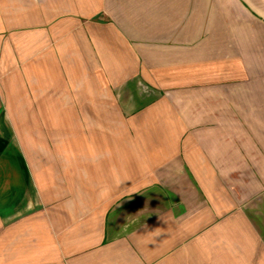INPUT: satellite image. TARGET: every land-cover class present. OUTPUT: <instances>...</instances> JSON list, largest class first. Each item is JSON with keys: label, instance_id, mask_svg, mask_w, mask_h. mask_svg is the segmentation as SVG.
Returning <instances> with one entry per match:
<instances>
[{"label": "crops", "instance_id": "0c3cea01", "mask_svg": "<svg viewBox=\"0 0 264 264\" xmlns=\"http://www.w3.org/2000/svg\"><path fill=\"white\" fill-rule=\"evenodd\" d=\"M2 135L0 264H264V0H0Z\"/></svg>", "mask_w": 264, "mask_h": 264}, {"label": "rangeland", "instance_id": "374dc122", "mask_svg": "<svg viewBox=\"0 0 264 264\" xmlns=\"http://www.w3.org/2000/svg\"><path fill=\"white\" fill-rule=\"evenodd\" d=\"M4 141H5V139L3 138V135H2L1 138H0V147L1 146H5L4 145L5 144ZM23 141H24V144H25L24 146L26 147V150H27V152L29 154V155H27V158L29 159V162L31 160V163L34 164V165L44 163L47 159L50 162H56V163H54V165H52V166L58 167V170H54V173H55L54 175L57 178H61V173H62L61 170H60V166H61V163H62L61 155L51 154L50 153V154H48V156H46V154H45L46 152L44 150L45 149L44 148L45 147V145H44L45 140H43V143H42L43 146H39L38 142L36 143L34 140H32L30 138L23 139ZM59 142H61V140L54 139V143L55 144H58ZM7 144L8 145L5 148V151L6 150H10L13 153L14 149L9 148L10 145H9V143H7ZM41 147H43V148H41ZM0 150H1V148H0ZM32 152H34V153L32 154ZM0 162L2 164L8 162L7 161V155L3 156L2 155V151H0Z\"/></svg>", "mask_w": 264, "mask_h": 264}]
</instances>
